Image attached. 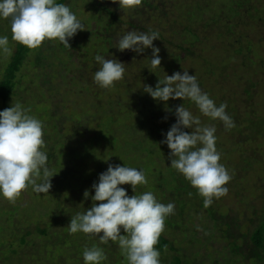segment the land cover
Returning a JSON list of instances; mask_svg holds the SVG:
<instances>
[{
  "label": "rangeland",
  "instance_id": "1",
  "mask_svg": "<svg viewBox=\"0 0 264 264\" xmlns=\"http://www.w3.org/2000/svg\"><path fill=\"white\" fill-rule=\"evenodd\" d=\"M161 1L162 0H157L154 4L160 3ZM189 1L190 0H186L185 3ZM236 1L237 0H192V2H189V4L192 3L189 8L192 11L191 14L186 12V9H182L180 0L166 1L168 3L165 4H168L171 9V15L164 17L163 22L159 23V25L154 23L152 26L159 32L158 37H160H157L156 42L159 47L157 55L165 53V55L168 56L170 50L166 51L164 49L165 47L167 48V43H175L183 39L184 34L181 31V24L187 25L186 21L188 23L192 21L194 24L200 22L199 20L197 23L195 22L197 16H199L195 11L197 10L200 13V18L208 25L207 28H209V30L205 32L207 35V46L205 45L206 47H204L201 45L196 47L194 52L195 55L206 58L207 63H202L201 58H185L180 64V71L187 69L189 74L194 72L201 90L208 93L209 97L217 105L221 102L226 103L229 101L231 106H226L224 111L231 117L233 126L225 128L219 119L212 120L206 116L200 115L195 105L187 99L183 101L179 98L175 100L170 99V101L167 100L166 102L158 101L162 106L160 108L161 111H158L156 115V119L159 128H162H160L159 133L156 134L154 139L156 147L150 152H146V144H143L144 151L140 154H133L130 152V149L133 150L134 147L132 143H129V134L135 135V133H129L125 137H122L124 135L123 128L129 123L125 117V121L118 120L115 123L117 124L116 126L121 128V133L115 130V134L119 135L121 139H116L115 142L110 140V142H107V144L110 143V145L99 146L97 143L89 141V136L95 132L94 123L85 126L83 122L85 118L83 117L80 124L82 126L76 127L75 122L69 115L71 110L63 111L64 106H68L69 109H73L76 112H81L80 110L100 105L101 108H105L104 110L102 109V113L106 112V110L109 111L115 108L116 105L119 104H125L126 107L133 104H136L138 107H143L142 102L145 101L144 98H147L148 94L141 93V89H143L142 86L144 84L153 86L154 84L153 79L150 81L144 79L142 76L144 71L143 68L139 66L140 64H137V67L130 66V68H124L122 78L115 81L111 87L102 88L95 83L92 79L94 71L89 70L91 72H88L83 77L79 74L75 75L77 70L73 72L76 84L73 85L72 88L67 85L70 78V75L67 74V80H64V82L63 80L60 81L52 77L53 83L57 88L53 85L56 89H52L48 92L46 89V66L35 69V66L32 65L34 60L33 51L35 50L28 53L21 69L16 74V84L8 101L5 102V104L0 101V110L9 107L11 102H19L23 107L27 108L29 114L35 116L42 122V138L44 140L45 151L48 148V146H46V137H51L52 142L55 144L60 143L64 145V148L61 149H65V152L71 156H73L74 152L79 151L75 153L77 155L73 157L74 160L70 158V160L66 161L68 166L61 168L70 171L72 170V165L75 163V165H73V167H75L73 171L79 173H77L78 177L75 181H73V174L71 180L62 178L67 171L62 174L60 173L61 175H55V172L58 173V171L54 169V163L56 162L55 153L61 149L58 151L53 149V154H50L51 159L47 162L50 174H53L50 178L51 186L47 194L34 193L31 190V186H28L21 190L20 194L12 201L0 197V264H84L81 256L82 251H80V255H78L74 254V252H69V250L76 249L77 246L75 244L81 247L82 243L85 241L88 242L89 247L93 245L97 246V240L94 239L96 237L91 234L87 237V234L78 231L71 233V237L75 235V238L73 237L74 239H71L72 246H69V250L67 246L66 248L60 247V244L59 246H54L52 243H54L56 236H44L38 232V229L41 230L44 224H47V232H49V234L56 232L59 236H64L67 233H61V229L67 224H56L55 221H61V219L58 218L54 221L51 212H49L50 208L56 210L57 207L64 208L66 206L63 215H66L71 209L78 210L83 208L85 206L84 202H88L89 198L83 199L80 189H88L89 195L91 196L92 194L90 188L92 183L89 182L84 187L82 185L83 181L88 179L89 176L94 177L93 180L96 181L97 175L95 173L104 171L109 163L113 165L123 163L126 166L143 169L146 181L148 182L143 185L138 184L133 191L130 188L128 192L131 194L151 191L149 187L151 188L152 185L159 186V184H155L156 179L150 173H164V169L168 168L167 154L169 150L167 146L160 143V141L164 138V133L169 126L175 122V116L167 114L166 107H168L169 103L177 106L181 102L194 115L200 116L201 124L215 126V149L219 152V162L228 170L230 179L225 185L227 187V192L219 197H213L211 204L207 207L199 206L200 201L194 202L197 203L194 206L188 204L182 213V218H180L177 215V213L179 214L178 205L174 204L173 212L164 219V227L160 234L171 242V245L177 252L174 253V255L178 256L182 262L187 261L190 264H250V262L245 259L247 250L242 240H244L243 236L247 238L255 227L258 226V217L261 215V210L264 206V137L250 131L249 122L250 120L263 122L262 127L264 128V29L260 26L262 25V27H264V25L263 23L260 24L258 21V23L254 21L250 25H246V31L244 30L245 33L250 35L249 39L251 43L249 45L253 53H255L251 61V63L254 64L251 66L250 70L255 72L256 76H258L257 79H255V86L252 89V92L257 91L256 97L252 98L251 101L248 93H245V89H249L250 85L245 86L243 81H241V86L239 84V78H243L241 73L247 68L241 67V61L235 60L234 58L229 59L230 53H224L223 51L227 43V38H225L226 28L224 25H221V23L214 24L215 27H209L206 21L207 15L215 13L222 21L230 19L231 23H233L230 32L236 30L237 36L238 34L241 35V27L238 28L237 25L238 18H234L235 15H233V12L229 11L230 7L236 8L233 4V2ZM172 2L174 4L177 3V10L171 7ZM205 2H207L208 6H205ZM102 3H110L112 7H115L116 14H119L120 17H125L128 11L131 12L139 7L138 3L124 5L121 3V0H102ZM196 3L202 7H196L195 9L194 5ZM65 4L69 6L70 10L75 13L76 17L82 22L85 28L83 31L92 33L95 21L91 20L90 16L95 13V11L89 10L91 5L89 0H67ZM252 5L255 7L258 5L259 7L260 2L253 0ZM261 11L262 8H259V10L254 9L252 12L254 20L258 16L264 19ZM257 12L258 16H256ZM159 13L164 14L163 11ZM154 18L156 19V17ZM102 26L103 24H101V27ZM101 27L99 30L102 29ZM218 27H220L221 30H219L222 34L221 38L217 36V40L213 36H216L215 34L217 33ZM251 29L254 30L251 31ZM0 35L9 36L10 54H12L16 44L11 40L9 23L6 19H0ZM80 35L81 34H78L77 31L75 34V43L86 41V48L89 51V55H93V51L98 47L99 41L93 40L92 36H87L85 38L84 35ZM261 36H263V40H259ZM184 41L189 43L190 40L185 39ZM257 43L259 45H252ZM54 44L55 40L52 41L50 46ZM43 45L42 47L46 51V48L49 47L46 44V39ZM211 45H214L213 49ZM72 46H74V44ZM75 47L77 46L75 45ZM202 48L207 49L202 51L200 50ZM71 52L72 51H69L68 54H71ZM10 54H0V77L4 67L11 58ZM209 55L210 57H208ZM224 57H226L225 61L222 59ZM140 58H143V55H140ZM140 58L135 57V62ZM216 63H224L226 64L224 68H228L230 70H228L229 72L233 69L234 72L232 71L230 76L223 75L222 78L216 77V73L210 74L209 71H211V69L218 70V66H215ZM78 64L81 66L79 62ZM78 64L75 62L73 65L74 67H78ZM260 64H263V66H260ZM69 68V70L73 69L72 65H70ZM59 69L61 70L60 74H62L65 71V66L62 65ZM170 70H165L164 73L171 75L174 70ZM49 73L51 74V72ZM159 76H161V73ZM250 80L253 81L252 78ZM67 90L69 94H66ZM96 91H99V93L95 94L94 92ZM100 93L102 94V98H99ZM259 93L260 96L257 97ZM98 98L100 100H98ZM149 100L157 104V101H154L151 97H149ZM120 106L122 105H119V107ZM233 106H235V108ZM82 107H84V109ZM245 112L247 113L246 115L244 114ZM243 117L244 120H242ZM56 119H58L59 122H57ZM164 119H168V124L170 125H167ZM47 120L48 123L56 127L46 131ZM245 120L247 122H245ZM53 129H55V131H53ZM144 130L148 131L146 127H141L137 132L139 134L143 133L142 135H144ZM185 131H188V129H185ZM87 141L89 142L87 143ZM50 143L49 141V144ZM85 143H87V147L80 150L81 147H84ZM55 144H53L52 147H55ZM150 148L151 147L148 146V149ZM150 161L156 163L154 168H148ZM259 177L261 182L258 179ZM62 180L64 182L61 183ZM37 182H39V178H37ZM121 186L128 188L129 185L124 184ZM66 188H70V190ZM151 192L155 195V198L162 203L172 201L171 196L167 197L166 194L164 195L163 187L158 189V192H156L157 194H155V191ZM73 194H75L76 197ZM68 198L71 199L72 203L70 200L65 203ZM167 198L169 200L168 202H166ZM58 213L60 212H55L56 215ZM61 218H63V216H61ZM169 222H172V224L175 223V225L168 226ZM25 232L29 233V236L27 235L25 238L29 243L26 241L27 243L20 246V237L25 236ZM234 245L239 249L237 252L234 251L236 255L233 254V250L231 249ZM62 248L64 250H61ZM110 248H113V252L116 250L120 251V248L115 243L113 247H108V249ZM167 252L168 253H160L159 255L161 264H168L170 261V256L172 257L173 253L170 251ZM238 253H241V255ZM119 257L120 259L117 261H115L114 256L111 257L110 261L104 259L101 264H110L112 261L114 264H127L125 254L122 251H120Z\"/></svg>",
  "mask_w": 264,
  "mask_h": 264
},
{
  "label": "clouds",
  "instance_id": "2",
  "mask_svg": "<svg viewBox=\"0 0 264 264\" xmlns=\"http://www.w3.org/2000/svg\"><path fill=\"white\" fill-rule=\"evenodd\" d=\"M121 3L131 5L139 0L132 3L121 0ZM0 19L8 21L11 40L28 48H36L45 39L57 40L69 48V39L78 30L85 29L69 6L56 0H0ZM157 36L154 30H129L119 36L116 49L137 54L151 49L149 63L159 67V49L152 43ZM10 52L9 36L0 35V54ZM93 59L99 67L92 79L100 87H111L122 78L123 62L101 54L94 55ZM142 87L154 101L187 99L200 115L219 119L225 128L233 126L231 117L224 111L226 105L223 102L217 105L201 90L194 72L189 74L187 69L171 75L163 72L154 86ZM173 115L175 122L160 141L169 150L167 166L183 175L207 207L213 197L227 192L225 185L230 179L215 149V126L201 124L200 116L194 115L182 102L175 106ZM52 175L47 167L42 122L19 102H11L9 107L0 110V197L12 201L28 186L34 193L47 194ZM146 182L143 169L109 163L90 185L91 196L88 189L83 191L82 196L93 203L70 217L68 231L94 235L101 243L116 242L127 264H161L159 250L154 245L163 230L165 217L174 210V203L158 201L151 191L127 195L121 187L127 184L133 191L138 184ZM81 256L84 264H101L105 259L103 250L96 245L84 247Z\"/></svg>",
  "mask_w": 264,
  "mask_h": 264
},
{
  "label": "trees",
  "instance_id": "3",
  "mask_svg": "<svg viewBox=\"0 0 264 264\" xmlns=\"http://www.w3.org/2000/svg\"><path fill=\"white\" fill-rule=\"evenodd\" d=\"M66 1L67 0H56V2L64 3V4L66 3ZM155 1L157 0H139L138 8L134 9L131 12L128 11V14L125 17H120L119 14H116V9H114L115 7H112L110 3H107V4L102 3V0H89L91 4L89 7V10L95 11V13L91 14L90 16L91 20L95 21L94 23L95 25L92 30V33L91 32L87 33L83 30L82 31L78 30V34L84 35L85 38L87 36H92L93 40H96L97 42L99 41V45L98 47L94 49L93 55H89V51L86 48V41H81V43H77V42L75 43L76 33L68 41L69 48L64 47L57 40H55V44L53 46H50L53 40L46 39V44L47 46H49L46 48V51L42 47L44 46L43 45L44 41H42V43L36 48H31V49L14 41L16 46L14 48L13 53L10 54L11 58L8 64L4 67L3 73L0 77V101L1 103L5 104V102L8 101L15 87V84H16V74L21 69L28 53H30V51H33V50H35L33 51L34 60L32 62V65L35 66L34 68L37 69L38 67L40 68V67L46 66V72H47L46 73V89L48 90V92H50V90L52 89L57 88L56 85L53 83L52 77L59 79L60 81L63 80L64 82V80H67V74H69L70 78L67 82V85H69L70 88H72L73 85L76 84V80L74 77L75 75L79 74L84 77L88 72H91V71L95 72L99 67L98 63L95 62L93 59L94 55L96 54H101L105 58H108V59H111L112 57H114L117 60L125 64L124 68H127V67L130 68V66L137 67L140 64L139 66H141L144 71L142 76L144 77L146 81H150L151 79H153L154 85L157 79L162 78V73L165 70L171 69L177 72L180 71L181 70L180 64L181 62L184 61L185 58H191V59L195 57L201 58L202 63L203 62L207 63L206 58H202V56L195 55V52H194V49L196 47H199L201 45H203L204 47L207 46L206 45L207 35L205 34V32L209 30V28H207L208 25L205 23V21L202 18H200V13L197 10L195 11L198 13L199 16H197V20L195 22L197 23L198 20L200 22L197 24H194L192 21L190 23L186 21L187 25H182V24L180 25L182 28L181 31L184 34L183 39L178 40L175 43L174 42L167 43L166 41L167 48L165 47L164 49L166 51L170 50V54L168 53V56L165 55V53L164 54L161 53L158 55L160 57L159 67L161 69L159 67L154 68L153 66L150 65L148 58L151 57V49L146 48L143 52L139 54L131 50H128V49H125L122 51L116 49L117 40L119 36L123 35L126 31H129V30H135L137 32H147L150 30H154L159 35V32L155 30L152 26L154 23L159 25V23L163 22L164 17H166L167 15H171V9L168 4H165V3H168L166 2L168 0H162L160 3L154 4ZM190 1L192 2V0ZM252 1L253 0H237L236 2H233L236 8L235 9L232 7L229 8V11L233 12V15H235V17L234 16L232 17L238 18L237 25H238V28L241 27V32H240L241 35L238 34L237 36L236 30H234L233 32H230V28L233 24L231 23L230 19H227L226 21H222V19L219 18V16H217L215 13H211L207 15V19H206V21L209 24V27H215L214 24L221 23V25H224V27L226 28L225 38H227L226 40L227 43H226V48L223 49V51L224 53H230V57H228L229 59H232V58H234L235 60L237 59L238 61H241V64H242L241 67L243 66L244 68L245 67L247 68L246 70L244 69L245 71L241 73V75H243V78L241 77L239 78V81H240L239 84L241 86V81H243L245 83V86L250 85L249 89L247 90L245 89V93H248L251 101H252V98L256 97L257 91L252 92V89L255 86V79H257L258 76H256L255 72L250 70L251 66L254 64V63H251V61L255 53H253V50L251 49L249 45L251 43L249 39L250 35H248V33H245L246 28H247L246 25H250L254 21L256 23L259 22L260 24L263 23L264 25L263 17L258 16L259 11L257 12V15H256L258 17H256L255 20L253 19L254 15L252 14L254 9L259 10V8H262L263 12L261 11V13L264 16V0H257L258 2H260L259 7L258 5L257 7L252 5ZM185 2L186 0H180V3H181L180 6H182V9H186V12L191 14L192 11L189 8L192 3L189 4V2L188 3H185ZM194 6H195V9L196 7L197 8L202 7L198 3H196ZM205 6H208L207 2H205ZM171 7L177 10V3L174 4L172 2ZM160 11H163L164 14L159 13ZM154 17H156V19ZM101 24H103L102 27H101ZM260 26L262 29H264L262 25ZM100 27L102 28L101 30H99ZM219 29L220 27H218V30L216 31L217 32L215 34L216 36H213L217 40H218L217 36H220L221 38V34H222L220 32L221 29L220 30ZM252 30L254 29H251V31ZM185 39H189L190 40L189 43H187V41H184ZM259 40H263V36H261ZM156 42H157V39H154L152 41L153 45L159 48ZM71 44L72 45L74 44V46H72ZM75 45L77 47H75ZM252 45L255 46L259 44L257 43V44H252ZM211 48L213 49L214 45L213 46L211 45ZM205 49L207 48H202L200 50L204 51ZM69 51H72L71 54H68ZM140 55H143V58H140ZM135 57H138L140 59L135 62ZM208 57H210V55ZM225 58L226 57L222 59L225 61ZM75 62L77 64L79 62L81 66H79L78 64V67H74L73 64ZM62 65L65 66V71L62 74H60L61 70L59 68ZM70 65H72L73 67V69L71 70H69ZM224 65L226 64L216 63L215 66L216 67L218 66L217 67L218 70L211 69V71H209L210 74L216 73L215 76L219 78H222L223 75L230 76L231 75L230 73H232L233 69L231 70V72H229L230 70L228 68H224ZM260 66H263V64H260ZM49 72H51V74ZM73 72H76L74 76H73ZM160 73H161V76H159ZM251 78L253 81L250 80ZM53 85L56 88H54ZM68 90L66 91V94H69ZM250 91H251V94H250ZM94 93L95 94L99 93V91H96ZM141 93L146 94L145 92H143V89H141ZM136 95L140 96L138 94ZM94 96L98 97L97 95H94ZM258 96H260V93L257 95V97ZM99 98H102L101 93L99 95ZM99 98L98 100H100ZM144 99L145 101L142 102L143 107H138L136 104L129 105L128 107H126L125 104H119L122 106L119 107V105H116L115 108L113 109L110 108L111 110L109 111L106 110V112L104 113H102V109L104 110L105 108L104 107L101 108L100 105H97L96 107L91 106V108L80 110L81 112H76L73 109H69L68 106H64L63 111L71 110L70 111L71 113L69 115L71 119L75 122L76 127L82 126L80 124L83 120V117L85 118L83 121L85 126L88 124L94 123L95 132L94 134L89 136V141L95 142L99 146L100 145H110V143L107 144L108 141L110 142V140H112L115 142L116 139L120 138L119 135L115 134V130H118L120 133L122 131H121V128L119 126H116L117 124L115 123L118 120L125 121L124 120V117H125L127 121H129V123H127V125L124 126L123 128L124 135L122 137H125L129 133H135V135L129 134V137H130L129 143L130 144L132 143L134 147L133 150L130 149V152L133 154H140L142 151H144L143 144L147 145L146 152H150L151 150H154V147H156V143L154 140L155 136L156 134L159 133L160 128H162V127L159 128L157 124V119H156L157 118L156 115L158 114V111H161L160 108L162 104L158 103V101H157V104H154L152 101L149 100V95L147 96V98L145 97ZM170 99L172 98H169L168 100L170 101ZM223 103L226 106L230 105L229 101H227L226 103L225 102ZM233 107L235 108V106ZM82 108L84 109V107ZM174 109H175L174 104L169 103L168 107H166L167 114L173 115ZM244 114L246 115L247 113L245 112ZM242 120H244V117L242 118ZM56 121L59 122L58 119H56ZM164 121L167 125H170L168 124L169 122L168 119H164ZM245 122L247 121L245 120ZM249 122H250V131H253L259 136L264 137V128L262 127L263 122L253 121V120H250ZM257 122H260V123H257ZM54 127L56 126L54 125L52 126L50 123H48V120L46 121V131ZM141 127H144V128L146 127L148 129V131L144 130L145 132L144 135H142L143 133L139 134L137 132L139 131ZM53 131H55V129H53ZM79 135H83V134H79ZM49 141L51 142L50 144H49ZM89 141H87V143ZM87 143H85L84 147L83 148L81 147L80 150H83L85 147H87ZM53 144L55 143L52 142L51 137L50 138L46 137V146H48V148L46 149L47 162H49L51 159L50 154L51 155L53 154L52 152L53 149L58 151L59 149L64 148L63 147L64 145H61L60 143H56L55 147H52ZM148 146L151 148L148 149ZM76 152H79V151H76ZM76 152H74V154ZM55 154H56L55 156L56 162L54 163V169L58 171L57 173L54 170L55 175L58 176V175H61L63 172L67 171V173L63 175L62 178L71 180L74 176L73 181H75L76 178L78 177L77 173H79V172L73 171V169H75V167H73L75 163L72 165V170L70 171L63 170L61 168L64 166H68L67 165L68 163L66 161L70 160V158L74 160L73 157H75L77 154L75 155L73 154V156H71L70 154L65 152V149L63 150L61 149ZM154 165H156V163L154 161L152 162L150 161V165L148 168L150 167L154 168ZM101 172L102 171H100L99 173ZM99 173L97 172L95 174L98 176ZM150 174L154 176V178L156 179L155 184L157 183L159 184V186L152 185V187L151 188L149 187V189H151V191H155V194H157L156 192H158V189H161L163 187L164 195L166 194L167 197L171 196L172 198L171 200L173 201V203L178 205V209H179L178 210L179 214L177 213L178 217L182 218V213L186 209V206H188V204L194 206L197 204L194 202L200 201L199 206H204L203 197L200 194H198L196 189L192 187L187 180H185L182 174L178 173L172 167L168 166V168H165L164 173L151 172ZM93 178L94 177L89 176L88 179H85L83 181L82 185L85 187V185L88 184L89 182L91 183L95 182ZM258 179L260 180V177ZM62 182L64 181L62 180L61 183ZM66 189L70 190V188H66ZM84 190L80 189L81 194H82V191ZM125 190H126L127 195H131V193L128 192L130 191L129 186L128 188H125ZM73 195L76 197L75 194ZM69 200L72 203L71 199L69 198L66 200L65 203H67ZM168 201L169 200L167 198L166 202ZM84 203H85V206L83 208L78 209V210L71 209L70 211H68L66 215H63V212L66 209V206L64 208L57 207L56 210L54 208H50L49 212H51L54 221L58 218L61 219V221L56 220L55 221L56 224L58 225H62L64 223L68 224V221L72 215H74L77 211H83V209L90 207V205L93 202L89 199L88 202H84ZM59 205L61 206L60 203ZM57 211H59L61 214L58 213L56 215L55 212ZM61 216H63V218H61ZM258 219H259L258 226L255 227V229L252 231V233L249 236H247V238L243 236L244 240H242V243L247 250V256L245 257V259L248 260L250 264H264V206L261 210V215L258 217ZM171 225H175V223L172 224V222H169L168 226H171ZM47 228H48V225L44 224V227L41 230L38 229V232L44 236H53V237L56 236V239L54 240V243L52 244L54 246H59L60 244V247H65V248L67 246L69 250V246H72L71 239L73 237L75 238V235L71 237V233L67 231L68 229L67 225L63 226L61 229V233L62 232L67 233L64 236L62 235L59 236L58 233L56 232H52L51 234H49V232H47ZM27 235L29 236V233L25 232V236L20 237V246L28 242V240L25 239ZM88 235L89 234H87V237ZM97 235H99V233ZM94 239L97 240V238H94ZM114 243L117 244L116 242H113V241H109L108 243H101L97 240V246H99L103 250L106 260L110 261L112 256L115 257L114 258L115 261L120 259L119 256H120L121 250L120 251L116 250L115 252H113L112 251L113 248L108 249L109 246L113 247ZM75 245L77 246L76 249L69 250V252H74V254L80 255V251H82L84 247L88 246V242L87 241L83 242L81 247L78 244H75ZM154 247L159 250V253H165V252L168 253L167 251H170L173 253L172 257L170 256V261L168 262V264H190L187 261L182 262L178 256L174 255V253H177V252L174 250L173 246L171 245V242H169V240L166 239L162 234H159L157 242L154 245ZM231 249L233 250L231 251L233 252L234 255H236L234 251L236 252L239 251V249H237L235 245ZM61 250H64V249L62 248ZM238 254L241 255V253H238Z\"/></svg>",
  "mask_w": 264,
  "mask_h": 264
},
{
  "label": "snow or ice",
  "instance_id": "4",
  "mask_svg": "<svg viewBox=\"0 0 264 264\" xmlns=\"http://www.w3.org/2000/svg\"><path fill=\"white\" fill-rule=\"evenodd\" d=\"M133 0H126V3H132Z\"/></svg>",
  "mask_w": 264,
  "mask_h": 264
}]
</instances>
